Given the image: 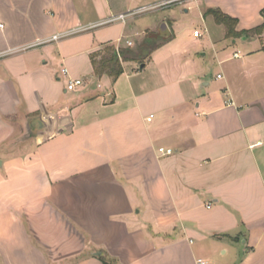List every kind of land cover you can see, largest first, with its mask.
Here are the masks:
<instances>
[{
  "label": "crops",
  "instance_id": "obj_1",
  "mask_svg": "<svg viewBox=\"0 0 264 264\" xmlns=\"http://www.w3.org/2000/svg\"><path fill=\"white\" fill-rule=\"evenodd\" d=\"M151 1L0 0V264H264V0Z\"/></svg>",
  "mask_w": 264,
  "mask_h": 264
},
{
  "label": "trees",
  "instance_id": "obj_2",
  "mask_svg": "<svg viewBox=\"0 0 264 264\" xmlns=\"http://www.w3.org/2000/svg\"><path fill=\"white\" fill-rule=\"evenodd\" d=\"M264 15V9L262 10ZM205 16H211L215 22L219 25H223L226 30L227 38H239L243 36H261L264 33V23L252 30L237 32L236 27L238 25V20L232 18L231 16L225 14L221 9L209 8L205 11ZM158 48V45L154 46L153 49ZM152 49V50H153ZM144 50L140 49L125 50L121 46L117 51V46L115 44H106L100 51H97L91 55V61L94 68V74L98 78L108 76L113 80H116L121 74H123V63L127 61H137L144 60ZM103 264H116L115 261H109L104 257H100Z\"/></svg>",
  "mask_w": 264,
  "mask_h": 264
},
{
  "label": "built area",
  "instance_id": "obj_3",
  "mask_svg": "<svg viewBox=\"0 0 264 264\" xmlns=\"http://www.w3.org/2000/svg\"><path fill=\"white\" fill-rule=\"evenodd\" d=\"M197 1L198 0H163V1H159V2L154 3L150 7L148 6V8L145 7V8H141V9H138V10H135V11H131V12H128V13H123V14H119L117 16H112L111 18H109L105 22V24L112 23V22H117V21L125 22L126 19L128 17H130L131 15H137V14L145 12L146 10H158V9L168 8V7L174 6V5H179V6H184L185 7L189 3H195ZM72 34H73V32L68 31V32H64V33H62L60 35H54L50 39H47V40H44V41H38L37 45L41 46V45L50 44L52 42H58V41H60V40H62L64 38H67L68 36H70ZM195 36L196 37H200V33L199 32H195ZM127 44H128V46L132 45L131 42H127ZM119 47H120V45H117V51L119 50ZM10 53H12V51H7V52L0 53V61L5 56H7ZM62 72L64 74H67V70L66 69H63ZM83 85H84V81L82 79L72 80V81H70L68 83L67 90L68 91H75L78 87L83 86ZM159 152L162 155H165V156H170V155H172L174 153V151L171 150V149H167L166 150V149H163V148H161L159 150ZM198 264H205V262L202 261V260H199Z\"/></svg>",
  "mask_w": 264,
  "mask_h": 264
},
{
  "label": "rangeland",
  "instance_id": "obj_4",
  "mask_svg": "<svg viewBox=\"0 0 264 264\" xmlns=\"http://www.w3.org/2000/svg\"><path fill=\"white\" fill-rule=\"evenodd\" d=\"M150 2H152L151 0H141V4L143 5V4H147V3H150ZM151 5H153V4H151ZM151 5H149V7L151 6ZM146 8H148V7H146ZM158 10H160V9H158ZM152 12V11H156V10H146L145 12L147 13V12ZM192 14L194 15H197V11H193L192 12ZM191 30H192V35H194V32H195V30H197L198 32H202L203 31V27H202V25H200V24H195V25H192L191 27ZM222 29H224V28H222ZM193 37V36H192ZM193 39L191 38L190 39V41H192ZM197 40L198 39H196L195 38V40L193 41V43L195 42H197Z\"/></svg>",
  "mask_w": 264,
  "mask_h": 264
}]
</instances>
